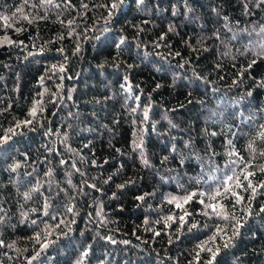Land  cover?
Returning a JSON list of instances; mask_svg holds the SVG:
<instances>
[{"label":"trees","instance_id":"1","mask_svg":"<svg viewBox=\"0 0 264 264\" xmlns=\"http://www.w3.org/2000/svg\"><path fill=\"white\" fill-rule=\"evenodd\" d=\"M261 133L264 0H0V264H264Z\"/></svg>","mask_w":264,"mask_h":264},{"label":"snow or ice","instance_id":"2","mask_svg":"<svg viewBox=\"0 0 264 264\" xmlns=\"http://www.w3.org/2000/svg\"><path fill=\"white\" fill-rule=\"evenodd\" d=\"M25 2H27V0H25ZM52 3H53V0H41V4H42V5H43V4H52ZM116 7H118V5H117V3L114 2V3L111 5V8H112V9H115ZM18 11H21V10L18 9ZM110 14H111V13H110ZM23 18H24V19H27V16H24ZM3 21H4V23H5V26H11V25L8 23V21H9V17H3ZM118 47H119V45H118ZM78 50H79V48H77V51H78ZM60 70L63 71V67H61ZM29 114H30V115H35V107L33 108V110H32ZM145 116L147 117V113H145ZM214 134H215V133H214ZM260 135H261L262 137H264V133H261ZM251 147H252V145L250 144V145H249V148H251ZM230 155H235V153H230ZM262 155H264V153H262ZM145 163H147V161H145ZM232 163H235V161H233ZM246 167H247V166H246ZM261 170H264V169H261ZM245 171H246V168H245L244 170L241 171V175H244V179H248V177H250L251 175H253L252 172H247V173L245 174ZM233 183H235V185H236L237 187L240 186V177H239L238 175H236L234 169H233V174H232V175H227V174H225V178L223 179L222 183H221L220 185H218V186L216 187V189H215L213 192H210V193H207V194H205V193H203V192L200 193V196H202V197L205 196V195H207L208 201L212 202V203H207V204H205V208H206V209H207V208H210V209L212 210L211 213L205 212V213H204L205 215H215L217 218H220V219H229L228 214L225 213V212L222 210V209H223V206H222L221 204H219V202L217 201V197L227 198L228 194H231V195L235 196L237 202H239L241 198L235 193V191H233V189H232V184H233ZM248 187L252 189V192H253V194H254L255 191H256V189H255V187L252 186L251 181H249V183H248ZM34 191H35V189H34ZM193 195H195V194H191V195H188V196L183 197L182 199H183L184 203H187L189 200H191ZM25 197H26V198H29L27 193L25 194ZM141 199H142V198H141ZM176 200H177V197H172L171 200H169V202L171 203V202L176 201ZM200 202H201V203H204L203 200H201ZM176 206H177V207H181V204H180V203H177ZM218 207L221 209L220 211H217V208H218ZM68 211L71 212L72 209L69 208ZM261 211H264V209H261ZM46 214H47V213H46ZM184 214H185V215L188 214L186 210H185V213H184ZM53 218L55 219V217H53ZM233 218H234V217H233ZM167 219H168V220H171L172 217L169 216V217H167ZM180 220L183 221V220H184V216H181V217H180ZM57 226H58V225H57ZM192 226L195 227V225H192ZM223 231H224V229H223L220 225H217V231H216V233H214L213 236H211L209 239L212 240V241H214L215 238H216V235H218L219 233H221V232H223ZM237 232H238V227L235 229V231H234L233 234L235 235ZM36 240H37V242L39 243V242H40V237L37 236V237H36ZM230 240H231V237L229 238L228 241H225V244H224L225 247L228 246V243L230 242ZM206 243H207V241L205 242V244H206ZM9 247H11V245H9ZM46 247H47V243L41 244V250H43V249L46 248ZM198 247H200L202 251L205 250L203 244H202V245H198ZM207 250H208L209 252H212V249H210V248L207 249ZM217 251H218V249H217ZM38 255H39V253H37V256H38ZM85 255H86V253H85ZM197 255H199V253H197ZM215 255H216V253H215V252H212V256H213V258L215 257ZM35 258H36V257H33V259H35ZM29 264H30V262H29ZM209 264H211V262H209Z\"/></svg>","mask_w":264,"mask_h":264}]
</instances>
